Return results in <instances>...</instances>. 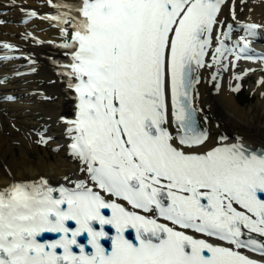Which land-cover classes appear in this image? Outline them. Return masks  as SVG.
Masks as SVG:
<instances>
[{
	"label": "snow or ice",
	"instance_id": "6c2138e0",
	"mask_svg": "<svg viewBox=\"0 0 264 264\" xmlns=\"http://www.w3.org/2000/svg\"><path fill=\"white\" fill-rule=\"evenodd\" d=\"M45 2L54 13L20 5L21 23L48 21L62 38L56 46L68 50L61 75L75 116L60 120L81 175H64L58 187L44 177L0 187V264H264L245 254L264 258V151L239 137L196 151L209 139L196 119L201 70L215 69L209 83L217 90L220 72L241 59H258L264 71V55L248 54L264 24L239 21L229 0ZM225 7L243 32L236 42ZM256 85L264 87V76ZM37 137L40 146L53 139Z\"/></svg>",
	"mask_w": 264,
	"mask_h": 264
},
{
	"label": "bare ground",
	"instance_id": "6f19581e",
	"mask_svg": "<svg viewBox=\"0 0 264 264\" xmlns=\"http://www.w3.org/2000/svg\"><path fill=\"white\" fill-rule=\"evenodd\" d=\"M66 2L74 3L75 0ZM232 3H235L239 21L264 24V0H244L243 4L240 0H229L230 6ZM20 5L37 11L38 16L52 10L45 0H16V6H12V0H0V20L6 21L0 25V41L15 45L12 50L0 48V56L14 57L12 60L0 62V79L7 77L5 82L0 83V187L7 186L12 181H35L40 177L49 179L52 185H57L64 182V175L70 179L81 175L78 173V163L68 152L67 144L70 140L65 136L66 126L59 120L62 114L72 116L75 112L72 90L66 85V78L55 67V61L63 58L68 50H60L56 46L61 43L62 38L59 30L48 21L34 18L27 24L21 23L24 14L19 10ZM250 8L252 11H249ZM221 18L233 23L232 41H238L243 32L231 20L229 7L224 8ZM26 32H32L44 43L37 44L31 37L22 39L21 34ZM22 53L32 63H18ZM231 59L229 57V61ZM237 63L235 69L220 72L219 90L214 83H209L211 72L215 69L201 70L200 83L196 85L199 92L197 107L201 109L198 112L201 113L202 125L208 130L209 139L196 149L197 152L203 153L225 143L237 142V137L240 138V143L264 149V97L260 95L264 92V87H257L256 83L249 86L252 92L257 93L256 101L240 106L234 97L235 92L230 90L238 83L232 79L233 72L240 74L245 68L241 65L242 62ZM252 66L256 69L253 75L257 81L264 76V71H260V64L254 63ZM33 68L37 69L38 76L32 75ZM39 79L46 85L40 86L36 82ZM9 95L16 97L15 101L4 99ZM46 97H50V102ZM38 113L42 117L36 116ZM39 118L46 121L39 122ZM37 132L53 138L42 149L44 153L40 152L35 143ZM221 137H227V140H221ZM15 142L18 144L17 153L13 147ZM57 147L59 150L52 159L46 148ZM7 152L13 155L11 159H7ZM33 152L37 153L35 157L31 156ZM245 254L256 257L252 253ZM260 259L264 258L257 257V260Z\"/></svg>",
	"mask_w": 264,
	"mask_h": 264
},
{
	"label": "rangeland",
	"instance_id": "374dc122",
	"mask_svg": "<svg viewBox=\"0 0 264 264\" xmlns=\"http://www.w3.org/2000/svg\"><path fill=\"white\" fill-rule=\"evenodd\" d=\"M27 57H23L22 56V58L20 59L21 60V64L22 63H25V62H27ZM39 82H40V80H39ZM253 82H254V78L253 79H249V80H247L246 82H245V84H244V90H243V92L241 93V94H237V95H235V99L237 100V102H239V104H240V106H242V104L243 105H246V104H250V103H252V102H255L256 100V98H255V93L253 92L252 94L254 95V100H251V101H249V100H247V99H245L244 98V95L246 94V93H248V94H251V92L249 91V90H247V86L248 85H250V84H253ZM39 84V83H38ZM46 85V84H45ZM41 86V85H40ZM242 101V102H241ZM37 116H40V117H42V115L41 114H37ZM43 120V121H42ZM44 120L45 119H43V118H40V122H44ZM14 151L16 150V153H17V151H18V144H17V142H15L14 143ZM38 148H39V150H40V152H42V153H44L43 152V150L42 149H44L43 148V146H38ZM46 151L47 152H49L50 153V155L52 156V159H53V157H54V154H55V151L54 150H52V149H49V148H47L46 149ZM8 153V156H7V159H11L12 157H13V155L11 154V153H9V152H7ZM11 155V156H10ZM37 155V153L36 152H33V153H31V156L32 157H35Z\"/></svg>",
	"mask_w": 264,
	"mask_h": 264
}]
</instances>
